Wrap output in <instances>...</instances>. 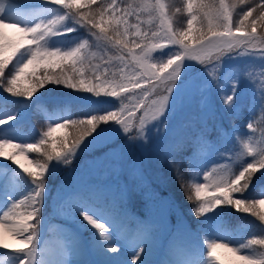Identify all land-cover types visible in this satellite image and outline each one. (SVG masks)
Listing matches in <instances>:
<instances>
[{"label":"snow or ice","instance_id":"1","mask_svg":"<svg viewBox=\"0 0 264 264\" xmlns=\"http://www.w3.org/2000/svg\"><path fill=\"white\" fill-rule=\"evenodd\" d=\"M122 3L41 0L29 21L18 15L17 0H0V89L38 109L48 85L89 94L54 98L53 123L35 143L13 142L22 111L0 106V157L22 170L10 169L11 179L0 183V249L10 250L9 264H264V252L241 254L264 247V234L238 246L213 240L206 259L197 256L192 240L210 224L222 227L225 208L264 223V191L259 198L246 195L257 174L264 177V131L254 139L257 129L250 119L251 135L242 138L234 123L245 96L250 114L264 116V0L236 19V5L248 0H186L182 30H174L164 0ZM48 5L66 11L50 16ZM78 28L87 36L72 45L57 42ZM9 30L17 34L15 40ZM235 61H243V67ZM101 97L114 98L118 106L113 110L108 107L113 101ZM73 104L83 118L71 117ZM69 128L71 134L53 135ZM233 138L241 149L239 166L217 163L206 170L205 157H223ZM30 152L43 159H29ZM162 161L178 182L189 177L181 188L189 202L188 191L194 192L195 231L179 204L148 179L149 169ZM61 166L69 171L57 184ZM201 174L204 182L192 179ZM20 180L23 192L17 190ZM135 197L145 202L144 218L137 216L129 228L128 205ZM46 205L78 225L63 234L55 261L41 247ZM161 235L171 237L166 258L153 260ZM184 256L190 258H176Z\"/></svg>","mask_w":264,"mask_h":264},{"label":"rangeland","instance_id":"2","mask_svg":"<svg viewBox=\"0 0 264 264\" xmlns=\"http://www.w3.org/2000/svg\"><path fill=\"white\" fill-rule=\"evenodd\" d=\"M23 0H17V13L20 16L21 19L29 20L31 21L33 19V11L34 6L38 5V3H35L34 5H27L25 2H34L39 0H26L22 2ZM22 2V3H21ZM127 0H123V3H126ZM166 4H168L167 0H164ZM122 3V6H123ZM51 9V12L49 15H58L61 14L60 8H56L55 6H47ZM168 11V9H167ZM143 19L147 20L148 17L144 16ZM133 22H135L133 20ZM66 23L71 24V21H67ZM196 25V24H195ZM187 26V23H186ZM183 28H178L177 30H182ZM87 36L86 29L78 28V31L73 32L69 34L68 36L64 37H58L56 38L57 42L60 43L61 41L65 44L72 45L74 42L80 40L82 37ZM9 38L15 40L17 38V34L13 31L9 30ZM235 64L243 67V61H235ZM40 91H43L40 90ZM1 92V91H0ZM39 95V92L36 94ZM89 94L81 93L80 95L74 96L75 100L78 96H87ZM47 97H42L40 101V107L38 109L36 103H32L30 106L27 103L22 104V98H17L14 100L15 104H17L18 107L16 108H7L11 111H17L21 110L23 115V120L28 117L29 114L35 113L38 116H40L44 120V127L41 130L46 131L47 127L50 123H53L52 120L49 119V115L54 111V108L52 106L51 102H48L46 100ZM93 99H96L93 97ZM101 100H111L113 101L108 107L115 110V108L118 106L115 102L114 98H106L101 97ZM33 100H35V97H33ZM4 102V101H2ZM244 107L241 109L240 114L237 119H235L234 123L238 125V135H240L242 138H246L247 135H251L249 130L247 129L246 125L251 119L254 127H256L257 132L255 133L254 139H258L260 137L261 131H264V116L261 115L259 111L256 112L255 116L253 117L250 112L248 111V99L247 96H245V99L243 101ZM79 107L77 104H73L71 106V117L72 118H83L84 114L78 115ZM15 123V122H13ZM229 129L231 128V125L228 126ZM68 132V129H60L53 135L55 137H59L65 134V132ZM171 131V129H169ZM37 139H32L31 137H20L17 136V138L13 141L15 143H35ZM227 149H233L232 151H227ZM241 152V149L239 147L238 141L233 138L228 141L227 145L225 146V154L223 157L220 156H212V157H205L204 159V165L206 170H211L212 167L215 166L217 163L222 164H232L233 167L239 166V161L237 160V156ZM29 159H34L32 153H28ZM180 159V157H177ZM249 162L251 160L250 157H245ZM233 161H236L235 164H233ZM22 163H26V161L21 160ZM7 166V167H4ZM76 167V166H75ZM73 167V168H75ZM10 169L16 170V172H22L18 168L16 164H14L12 161L5 160L3 157H0V183L4 182L5 177L11 179V172ZM68 173V172H67ZM65 174V176L67 175ZM259 173L257 174V176ZM64 176V177H65ZM64 177L62 179H64ZM148 179L151 182V185L153 188H155L160 194L170 197L171 199L175 200L178 204H181L185 201V190H182L181 184L186 183L189 180V177L186 175L184 181H177L175 178V175L172 170H170L167 167V163L163 162L155 167H152L148 171ZM193 180L196 182H204L203 181V175L201 174L198 177H192ZM256 181V180H255ZM254 181V182H255ZM60 182V181H59ZM51 184V183H49ZM264 184V183H262ZM261 184L255 187V189H250L249 192L246 193L247 196L252 198H259V194L261 191H264V188L260 187ZM254 187V186H253ZM26 188V185L24 181L20 180L17 183V190L19 192H23ZM255 192V193H254ZM190 191H188V194ZM254 193V195H253ZM211 194V193H209ZM133 206H136L137 210L141 213L136 214H130V220L128 222L129 228H134L135 226V218L139 216L141 219L144 218L143 213L145 209V202L140 197H135L134 200L128 205V209ZM260 209V207H259ZM49 211L46 214V220L43 221L42 225V235H41V247L45 252V255L48 259L55 261L60 254V247H61V238L63 234L68 232H73L78 230V225L75 224L72 221H69L57 214H54L52 212V209L50 206L45 207V211ZM261 210V209H260ZM226 215L224 216V224L222 227L217 228L216 225L210 224L205 229L202 230V233L196 232L194 237L192 238L193 243L196 246L197 250V256H199L201 253L204 256V258H207V245L208 243L215 240L216 242H222L227 243L229 240H232L233 243L230 246H238L239 242H246L247 239L252 238L253 236H260L264 234V223H262L258 218L254 219L253 217H242L238 215L233 208H225L224 209ZM189 213H191V210H188ZM208 215H211L209 213ZM240 216V217H239ZM203 219V217H200ZM77 219H80L77 217ZM175 220V216H172V221ZM187 222V220H186ZM188 223V222H187ZM174 224V222H173ZM191 227L190 223H188ZM196 227L194 228L192 226L193 231L197 228V222L195 223ZM87 235V233H85ZM117 245H122L123 241L116 239L115 241ZM171 242V237L168 235H161L158 238V249L156 253L153 255V260H163L166 257L163 255V252ZM253 250L256 253L264 252V247L261 246H254V249H245L242 250L241 254H251ZM2 251H5L4 249H0V260L4 261V264H9L11 255L10 253H2ZM8 251V250H7ZM10 251V250H9ZM130 256V253H129ZM176 258H190V257H176Z\"/></svg>","mask_w":264,"mask_h":264},{"label":"trees","instance_id":"3","mask_svg":"<svg viewBox=\"0 0 264 264\" xmlns=\"http://www.w3.org/2000/svg\"><path fill=\"white\" fill-rule=\"evenodd\" d=\"M169 2V10H170V14L172 17V21H173V26L175 29H178L179 27H181L182 25L185 24V20L187 17V12H186V7L184 5V1L183 0H168ZM205 2H209V0H205ZM234 0H229V3H233ZM258 0H248V3L246 4H237L234 10V18H238V15L240 12L247 10V7H254L256 4H258ZM93 8L96 7V5L92 6ZM80 11H84L86 12L87 9L86 8H81ZM254 15H256V13H254ZM196 27H200V24L197 23ZM258 31H260V29L258 28ZM59 71V70H57ZM69 90V89H68ZM68 90L66 88L63 87H59V88H54L53 85H48L47 86V91L50 94H56V95H61V96H66L69 95ZM70 92V91H69ZM72 93V91H71ZM36 119L32 118L30 119V122L32 124L35 125V127H39L38 124L35 123ZM19 129H24L27 130L28 132H32L31 126L29 125V123H22L19 126ZM18 129V130H19ZM71 133L74 131L73 129L70 128L69 130ZM47 148V146H45ZM36 159H43V156H41L40 154L35 153Z\"/></svg>","mask_w":264,"mask_h":264},{"label":"bare ground","instance_id":"4","mask_svg":"<svg viewBox=\"0 0 264 264\" xmlns=\"http://www.w3.org/2000/svg\"><path fill=\"white\" fill-rule=\"evenodd\" d=\"M125 258H128V257H125Z\"/></svg>","mask_w":264,"mask_h":264}]
</instances>
